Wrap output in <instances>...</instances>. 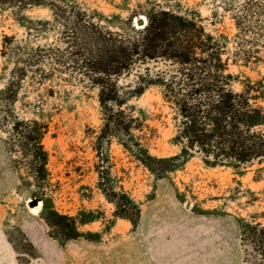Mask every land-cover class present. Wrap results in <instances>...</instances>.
<instances>
[{
  "label": "rangeland",
  "instance_id": "374dc122",
  "mask_svg": "<svg viewBox=\"0 0 264 264\" xmlns=\"http://www.w3.org/2000/svg\"><path fill=\"white\" fill-rule=\"evenodd\" d=\"M61 3L118 34L127 19L135 26V20H146L151 10L195 17L207 33L227 38L228 71L239 81L264 75V0ZM62 32V23L47 8L0 10V92L6 84L14 85L4 96L10 101L11 117L0 129V264H244L238 220L264 225L259 217L264 213V163L238 175L207 168L194 158L182 170L156 179L139 161V150L157 158L177 153L170 144L174 112L157 88L134 93L140 74L151 78L173 67L162 61L136 63L116 78L121 107L105 109L97 88L61 64L67 46ZM238 50L247 54V66L239 58L233 62ZM106 111L128 126V135L110 129L114 137L104 136ZM16 120L47 126L42 139L48 154L47 181L27 175L19 156L9 152L8 132ZM102 186L139 206L135 229L129 221L114 218ZM41 193L61 215L95 218L78 225V231L98 233L100 242L80 238L61 244L54 239L40 216ZM31 201L38 203L34 209ZM164 247L167 257H150Z\"/></svg>",
  "mask_w": 264,
  "mask_h": 264
},
{
  "label": "trees",
  "instance_id": "16d2710c",
  "mask_svg": "<svg viewBox=\"0 0 264 264\" xmlns=\"http://www.w3.org/2000/svg\"><path fill=\"white\" fill-rule=\"evenodd\" d=\"M62 0H0L5 8H47L62 23L66 35V51L62 65L81 73L95 86L99 102L107 107H121L116 78L129 71L136 63L162 61L173 70L156 73L153 77L142 73L138 77L136 96L146 88L160 90L162 100L174 112L175 133L170 144L177 153L170 157H152L140 149L139 161L156 179L182 170L194 158L207 168L229 169L238 175L254 165L264 163V75L256 80L239 81L228 71L227 38L207 33L195 17L172 10H151L146 13V25L136 29L127 19L122 33L101 28L84 12L67 7ZM237 29L240 23H235ZM239 58L247 66V54L238 50ZM22 72V71H21ZM21 77V76H20ZM238 84L239 91L233 89ZM14 85L6 84L0 92V129L10 119V101L6 97ZM104 136L110 139V129L128 135V126L115 120L113 112H105ZM118 116V115H116ZM125 121V120H124ZM47 126L36 120H16L8 132V150L19 156L21 167L35 180L48 179V154L42 145ZM11 137L14 139L12 145ZM125 149L126 144H121ZM101 179V178H100ZM101 187V185H99ZM99 188L113 205V216L126 220L135 229L140 219V208L127 195L112 188ZM41 203L40 216L50 229V235L61 244L83 238L100 242V235L82 234L78 225L94 222L59 214L45 194L37 195ZM132 214L134 219L132 220ZM264 219V213L259 216ZM244 264H264V225L255 220H238Z\"/></svg>",
  "mask_w": 264,
  "mask_h": 264
},
{
  "label": "water",
  "instance_id": "95a60500",
  "mask_svg": "<svg viewBox=\"0 0 264 264\" xmlns=\"http://www.w3.org/2000/svg\"><path fill=\"white\" fill-rule=\"evenodd\" d=\"M146 25V20H144L143 18H139L137 20H135V26L138 28H143ZM38 203L36 201H31L29 202V207L33 208L35 206H37Z\"/></svg>",
  "mask_w": 264,
  "mask_h": 264
},
{
  "label": "crops",
  "instance_id": "0c3cea01",
  "mask_svg": "<svg viewBox=\"0 0 264 264\" xmlns=\"http://www.w3.org/2000/svg\"><path fill=\"white\" fill-rule=\"evenodd\" d=\"M151 254H152V256H150L151 258H156L157 256L159 258L160 257H167L169 255L168 254V250L165 247L161 248V249H158L155 252H152Z\"/></svg>",
  "mask_w": 264,
  "mask_h": 264
},
{
  "label": "bare ground",
  "instance_id": "6f19581e",
  "mask_svg": "<svg viewBox=\"0 0 264 264\" xmlns=\"http://www.w3.org/2000/svg\"><path fill=\"white\" fill-rule=\"evenodd\" d=\"M37 208H39V207H37ZM34 209V208H33Z\"/></svg>",
  "mask_w": 264,
  "mask_h": 264
}]
</instances>
